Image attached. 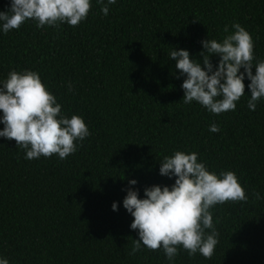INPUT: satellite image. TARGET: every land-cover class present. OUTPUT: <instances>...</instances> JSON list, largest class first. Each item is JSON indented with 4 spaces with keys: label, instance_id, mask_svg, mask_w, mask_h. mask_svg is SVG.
<instances>
[{
    "label": "trees",
    "instance_id": "trees-1",
    "mask_svg": "<svg viewBox=\"0 0 264 264\" xmlns=\"http://www.w3.org/2000/svg\"><path fill=\"white\" fill-rule=\"evenodd\" d=\"M91 4L78 26L41 29L29 20L7 34L0 28V83L13 70L38 72L61 115L81 116L91 133L66 159H25L15 140L0 137V257L10 264H264V98L255 111L248 107L246 77L235 111L184 104L186 76L170 59L185 49L203 65L202 41L221 40L239 23L255 43L254 64L264 60V0H116L106 16L97 0ZM10 6L0 0V11ZM211 59L218 65L219 56ZM213 123L219 132L209 131ZM176 151L199 153L211 172H235L246 189V202L210 209L220 233L210 259L182 247L173 261L162 248L130 254L139 234L123 206L127 190L143 199L146 188L171 187L176 178L160 174V161Z\"/></svg>",
    "mask_w": 264,
    "mask_h": 264
},
{
    "label": "clouds",
    "instance_id": "clouds-1",
    "mask_svg": "<svg viewBox=\"0 0 264 264\" xmlns=\"http://www.w3.org/2000/svg\"><path fill=\"white\" fill-rule=\"evenodd\" d=\"M97 3L106 16L108 5L116 0ZM91 7V0H11L9 11H0V28L7 34L29 20L41 29L46 25L59 27L62 23L78 26L87 19ZM232 29L221 40L202 41L204 51L199 55L203 57V65L193 60L188 50L170 52V59L176 61L175 68L186 76L182 84L184 104L198 102L215 115L235 111L237 102L246 94V77L251 81L247 86L251 92L248 107L255 111L257 102L264 98V60L254 64L255 43L249 31L239 23H234ZM223 31L229 33L228 26ZM213 56L220 57L216 66L212 63ZM68 89L73 90L70 82ZM0 112L3 113L0 123L4 125L0 137L15 140L28 160L54 154L66 159L78 150L76 141L91 135L81 116L61 115L62 105L36 71L9 72L0 83ZM209 131L217 133L220 127L213 123ZM198 158L197 152L176 151L160 161V174L176 178L171 187L146 188L143 199L138 190H127L123 206L134 217L131 228L139 234V239L133 240L130 254L140 252L143 245L152 251L162 248L169 261L175 259L181 247L190 257L197 253L207 259L212 257L220 233L210 209L227 202H246L248 196L235 172H211ZM130 184L136 185L137 181L133 179ZM253 195L261 198L259 192ZM118 207V203H113L114 211ZM0 264L10 262L0 257Z\"/></svg>",
    "mask_w": 264,
    "mask_h": 264
}]
</instances>
